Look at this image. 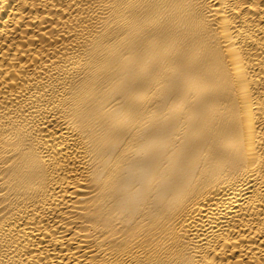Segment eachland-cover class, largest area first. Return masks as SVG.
I'll list each match as a JSON object with an SVG mask.
<instances>
[{"label": "bare ground", "instance_id": "6f19581e", "mask_svg": "<svg viewBox=\"0 0 264 264\" xmlns=\"http://www.w3.org/2000/svg\"><path fill=\"white\" fill-rule=\"evenodd\" d=\"M0 264H264V0H0Z\"/></svg>", "mask_w": 264, "mask_h": 264}]
</instances>
